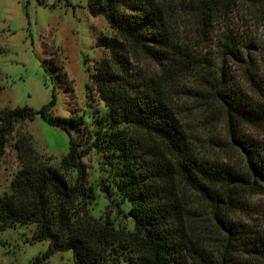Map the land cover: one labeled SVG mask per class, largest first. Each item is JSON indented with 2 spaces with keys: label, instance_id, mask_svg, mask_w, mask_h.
I'll return each instance as SVG.
<instances>
[{
  "label": "trees",
  "instance_id": "obj_1",
  "mask_svg": "<svg viewBox=\"0 0 264 264\" xmlns=\"http://www.w3.org/2000/svg\"><path fill=\"white\" fill-rule=\"evenodd\" d=\"M239 7L264 15V0H200L196 17L207 26L216 14ZM90 12L103 16L116 34L101 37L99 46L111 60L91 76L107 109L92 146L111 160L116 189L130 206L126 217L134 227L117 229L109 217L99 220L90 213L93 192L85 187L80 145L73 135L88 132V126L81 117L54 116V99L38 111L27 106L0 111V160L16 125L37 115L70 136L60 168L38 162L28 137L15 140L20 169L0 199V230L34 225L35 240L49 241L50 253L72 251L75 264H264V229L236 219L240 212L248 215L247 199L261 193L264 183V147L242 132L243 127L264 132V87L252 80L258 94L249 95L224 72L203 76L205 87L222 104L230 147L244 162L234 167L200 158L161 82L190 68L186 60L192 58L172 38L164 7L158 0H90ZM226 40L224 54L237 60H243L241 47L259 48L252 41ZM128 46L161 67V80L133 71L123 54L131 53ZM261 46L264 54V39ZM67 171L78 175L73 180ZM183 189L210 207L214 246L191 223Z\"/></svg>",
  "mask_w": 264,
  "mask_h": 264
},
{
  "label": "rangeland",
  "instance_id": "obj_2",
  "mask_svg": "<svg viewBox=\"0 0 264 264\" xmlns=\"http://www.w3.org/2000/svg\"><path fill=\"white\" fill-rule=\"evenodd\" d=\"M199 1L158 0L170 15L172 38L192 56L186 60L190 68L175 71L172 79L166 77L167 82H163L161 67L152 59L132 46H128L130 54H123L138 75L155 80L159 76L197 156L236 167L244 159L230 147L222 104L205 87L203 76L224 72L247 94H258L252 80L264 87V54L260 49L264 15L239 7L232 13L216 14L205 26L196 17ZM115 36L103 16L91 14L90 0H0V111L24 106L38 111L55 99L51 107L54 116L83 118L89 131L73 135L80 145L85 187L93 192L90 213L99 220L109 217L117 229L132 230L134 224L126 217L130 206L116 189L111 160L92 146L107 109L91 76L111 60L110 52L99 46L101 37ZM226 36L252 41L259 48L241 47L243 60H237L224 54ZM242 132L264 147L263 131L243 127ZM22 135L28 137L26 143L40 163L60 168L69 152L68 133L39 115L34 121L16 125L0 160V199L10 192L11 180L20 169L14 142ZM67 172L73 180L78 175L77 171ZM260 183L261 193L247 199L248 215L243 211L236 219L264 229V183ZM181 194L191 207V223L214 246L210 207L187 190ZM34 231V225L0 230V264H75L72 251L50 253V242L35 240Z\"/></svg>",
  "mask_w": 264,
  "mask_h": 264
}]
</instances>
